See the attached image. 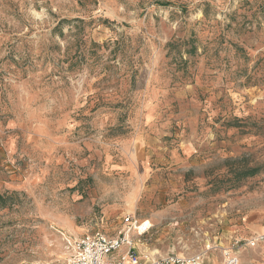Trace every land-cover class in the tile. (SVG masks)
<instances>
[{"label": "rangeland", "instance_id": "rangeland-1", "mask_svg": "<svg viewBox=\"0 0 264 264\" xmlns=\"http://www.w3.org/2000/svg\"><path fill=\"white\" fill-rule=\"evenodd\" d=\"M126 213L144 252L264 264V0H0V264Z\"/></svg>", "mask_w": 264, "mask_h": 264}, {"label": "built area", "instance_id": "built-area-1", "mask_svg": "<svg viewBox=\"0 0 264 264\" xmlns=\"http://www.w3.org/2000/svg\"><path fill=\"white\" fill-rule=\"evenodd\" d=\"M119 233L113 237L102 234L86 235L68 241V264H204L207 249L192 256L179 257L168 254L159 256L153 251L144 252L140 238L149 233L148 221L141 220L134 213L124 214ZM264 242V235L245 240L242 246L255 247ZM241 241H237L238 245ZM223 264H238L232 251H224Z\"/></svg>", "mask_w": 264, "mask_h": 264}, {"label": "crops", "instance_id": "crops-1", "mask_svg": "<svg viewBox=\"0 0 264 264\" xmlns=\"http://www.w3.org/2000/svg\"><path fill=\"white\" fill-rule=\"evenodd\" d=\"M257 232L256 233H260V234H264V227H261L259 229L256 230ZM257 236V235H256ZM259 245V244H258Z\"/></svg>", "mask_w": 264, "mask_h": 264}, {"label": "bare ground", "instance_id": "bare-ground-1", "mask_svg": "<svg viewBox=\"0 0 264 264\" xmlns=\"http://www.w3.org/2000/svg\"><path fill=\"white\" fill-rule=\"evenodd\" d=\"M239 261V260H238Z\"/></svg>", "mask_w": 264, "mask_h": 264}]
</instances>
